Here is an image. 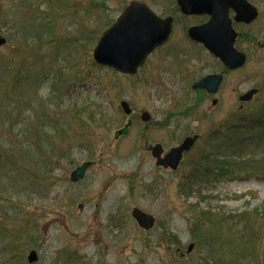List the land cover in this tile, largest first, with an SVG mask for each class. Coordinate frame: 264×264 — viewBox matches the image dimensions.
<instances>
[{"label":"rangeland","instance_id":"rangeland-1","mask_svg":"<svg viewBox=\"0 0 264 264\" xmlns=\"http://www.w3.org/2000/svg\"><path fill=\"white\" fill-rule=\"evenodd\" d=\"M131 1L0 0V264L8 255V264H264V0H248L253 23L232 22L246 62L226 72L187 35L207 16L182 15L176 0H138L174 20L168 41L128 76L96 64L93 51ZM222 73L216 94L191 89ZM213 131L246 143L221 152L218 177L198 164L217 155ZM195 134L177 171L155 166L148 146L167 151ZM134 207L155 217L150 231Z\"/></svg>","mask_w":264,"mask_h":264},{"label":"water","instance_id":"water-1","mask_svg":"<svg viewBox=\"0 0 264 264\" xmlns=\"http://www.w3.org/2000/svg\"><path fill=\"white\" fill-rule=\"evenodd\" d=\"M178 3L183 13L211 15L206 24L189 30V35L193 39L203 42L231 69L244 64L245 56L233 48L235 35L229 26L228 9L232 7L236 11L237 21L251 22L257 16L253 7L245 0H178ZM171 24L172 18L161 19L145 4L132 1L117 21L103 33L95 47L93 57L99 64L113 67L122 73L134 74L147 55L167 40ZM5 42V39L0 36V46ZM221 80L220 76H209L195 84L194 88H206L213 93L217 90ZM255 92V90L249 91L241 97V100H249ZM121 105L127 114L131 113L126 102H122ZM148 117L147 113L143 114L144 120ZM130 125L129 122L122 130L117 131L115 136L126 134ZM196 138L197 136L185 139L181 145L172 148L163 157H161L163 148L160 144L152 147V156L156 159V165L175 170L182 153L192 146ZM91 165L92 162L82 164L72 173L71 180L76 182L83 178L86 169ZM132 216L146 230L154 225V217L138 208L133 209ZM192 247V245L189 247V251ZM35 259L36 253L32 252L29 255V261L33 262Z\"/></svg>","mask_w":264,"mask_h":264},{"label":"trees","instance_id":"trees-1","mask_svg":"<svg viewBox=\"0 0 264 264\" xmlns=\"http://www.w3.org/2000/svg\"><path fill=\"white\" fill-rule=\"evenodd\" d=\"M211 171H212V169H211ZM13 257H15V255H8L7 259H6V264L11 263ZM256 264H259V263H256Z\"/></svg>","mask_w":264,"mask_h":264}]
</instances>
